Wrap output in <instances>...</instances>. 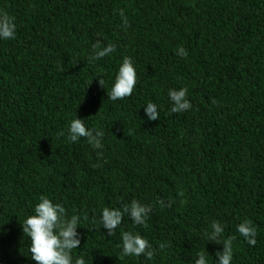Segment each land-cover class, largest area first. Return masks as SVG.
I'll return each instance as SVG.
<instances>
[{"label": "trees", "instance_id": "16d2710c", "mask_svg": "<svg viewBox=\"0 0 264 264\" xmlns=\"http://www.w3.org/2000/svg\"><path fill=\"white\" fill-rule=\"evenodd\" d=\"M0 12L16 25L0 39V264H36L21 225L41 195L80 217L72 256L85 264H194L204 250L218 264L228 237L231 264H264V0H0ZM97 40L116 50L89 62ZM125 56L137 83L112 101ZM181 88L192 107L172 113ZM74 118L103 130L102 148L69 141ZM132 200L151 206L145 225L125 215L107 236L103 208ZM246 219L254 246L237 231ZM124 231L153 258L122 256Z\"/></svg>", "mask_w": 264, "mask_h": 264}, {"label": "clouds", "instance_id": "9594fccd", "mask_svg": "<svg viewBox=\"0 0 264 264\" xmlns=\"http://www.w3.org/2000/svg\"><path fill=\"white\" fill-rule=\"evenodd\" d=\"M120 16L123 20V26L127 28V18L124 16L123 9L120 10ZM16 35V25L14 17L9 16L7 12H0V39H14ZM94 55L89 57V62L99 60L116 50V46L109 43L107 46H102L97 40L92 45ZM177 54L181 57H187V50L180 47ZM137 83V74L133 61L130 57L125 56L119 67L118 73L115 76V82L108 93V98L112 101L130 97ZM99 84L103 85V80H99ZM188 93L187 88L180 90L171 89L168 96L173 103L170 111L172 113H181L189 110L192 105L186 99ZM215 103V101H213ZM145 115L149 121L159 120V112L157 106L153 102L147 103L144 108ZM59 135H64L60 132ZM104 136L103 130L89 128L85 125L84 119L74 118L71 120L68 128V139L75 143L80 138H86L88 143L96 149L103 147L101 140ZM102 155V154H101ZM100 165H94L99 167ZM180 195H183L181 192ZM162 206L163 200L157 201ZM173 201H169L171 204ZM151 211V206L140 204L136 200H132L130 204H124L121 208L109 209L103 208L99 223L107 230V236L112 237L116 234L117 228L123 222V217L128 215L135 225H145L146 218ZM87 219V215L84 217ZM80 222L78 215L67 216L66 209L59 203H53L46 196L41 195L39 202L34 207V214L28 216L22 226V231L30 238L31 244L29 251L31 259L36 264H85L83 256L73 259L72 252L80 246V235L77 232V225ZM92 223H96L93 217ZM212 232L209 234V240L220 244L219 237L224 231V225L218 221H213L211 224ZM237 231L242 235L249 245L256 244L257 229L251 220H244L237 225ZM122 239V256H146L151 260L154 256L149 241L139 234H134L131 231L121 233ZM235 237H228L223 240V251L216 252L218 264H231L233 259V240ZM159 247L163 249L164 244ZM194 264H208L205 250L197 254Z\"/></svg>", "mask_w": 264, "mask_h": 264}]
</instances>
